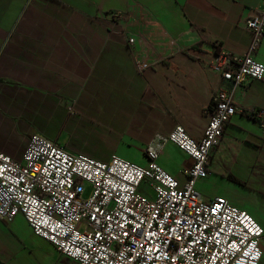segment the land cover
<instances>
[{
    "label": "crops",
    "instance_id": "1",
    "mask_svg": "<svg viewBox=\"0 0 264 264\" xmlns=\"http://www.w3.org/2000/svg\"><path fill=\"white\" fill-rule=\"evenodd\" d=\"M262 2L0 0V133L13 140L0 151L20 161L38 134L72 154L146 167L156 134L181 125L203 137L215 89L242 110L264 108V78L233 87L209 68L217 54L245 53V23ZM257 59L264 64V40ZM158 163L183 185L192 162L168 144ZM195 190L203 201L226 198L264 233V136L245 111L224 128ZM260 247L264 264V237ZM0 264L75 263L17 215L0 221Z\"/></svg>",
    "mask_w": 264,
    "mask_h": 264
},
{
    "label": "built area",
    "instance_id": "2",
    "mask_svg": "<svg viewBox=\"0 0 264 264\" xmlns=\"http://www.w3.org/2000/svg\"><path fill=\"white\" fill-rule=\"evenodd\" d=\"M245 28V53L217 54L209 65L233 87L264 78L257 59L264 0ZM243 111L264 136V108L242 110L232 92L215 89L203 110V137L191 138L181 125L156 134L144 150L146 167L117 156L100 162L33 135L20 161L0 151V221L22 215L35 236L75 264H259L261 226L226 198L203 201L195 190L209 175L224 128ZM168 144L192 162L183 185L158 163ZM143 183L154 196L140 192Z\"/></svg>",
    "mask_w": 264,
    "mask_h": 264
},
{
    "label": "rangeland",
    "instance_id": "3",
    "mask_svg": "<svg viewBox=\"0 0 264 264\" xmlns=\"http://www.w3.org/2000/svg\"><path fill=\"white\" fill-rule=\"evenodd\" d=\"M12 141L13 140H12V138L10 136H5L4 134L0 133V145H4L5 144V145L11 146L10 144L12 143ZM132 163L142 167V165L140 163L136 162V161H133ZM140 188H141V191H143L148 196H154V192H152V190H150L145 183H143L140 186Z\"/></svg>",
    "mask_w": 264,
    "mask_h": 264
}]
</instances>
